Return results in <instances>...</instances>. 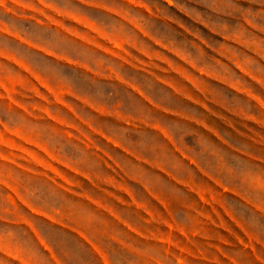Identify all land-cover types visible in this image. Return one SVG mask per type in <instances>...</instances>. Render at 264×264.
<instances>
[{
	"label": "rangeland",
	"instance_id": "1",
	"mask_svg": "<svg viewBox=\"0 0 264 264\" xmlns=\"http://www.w3.org/2000/svg\"><path fill=\"white\" fill-rule=\"evenodd\" d=\"M0 264H264V0H0Z\"/></svg>",
	"mask_w": 264,
	"mask_h": 264
}]
</instances>
